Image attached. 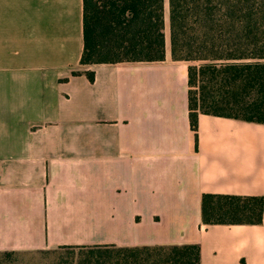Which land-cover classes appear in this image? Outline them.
<instances>
[{"label":"crops","instance_id":"0c3cea01","mask_svg":"<svg viewBox=\"0 0 264 264\" xmlns=\"http://www.w3.org/2000/svg\"><path fill=\"white\" fill-rule=\"evenodd\" d=\"M80 71L82 0H0V252L197 245L199 264H264L258 225H203L201 195L264 198V125L198 114L187 65Z\"/></svg>","mask_w":264,"mask_h":264},{"label":"trees","instance_id":"16d2710c","mask_svg":"<svg viewBox=\"0 0 264 264\" xmlns=\"http://www.w3.org/2000/svg\"><path fill=\"white\" fill-rule=\"evenodd\" d=\"M168 24L171 60L199 63L187 66L194 139L198 114L264 125V0H168ZM163 58L162 0H82V70L73 75L92 82L86 67ZM263 210V197H200L203 225H258ZM78 249L95 251L88 264H199L197 245Z\"/></svg>","mask_w":264,"mask_h":264},{"label":"rangeland","instance_id":"374dc122","mask_svg":"<svg viewBox=\"0 0 264 264\" xmlns=\"http://www.w3.org/2000/svg\"><path fill=\"white\" fill-rule=\"evenodd\" d=\"M185 64L189 66L198 65L199 63L191 62ZM90 252L95 251L74 248L15 252L16 254L9 256L0 254V264H88ZM92 256L95 257L96 253H92Z\"/></svg>","mask_w":264,"mask_h":264}]
</instances>
